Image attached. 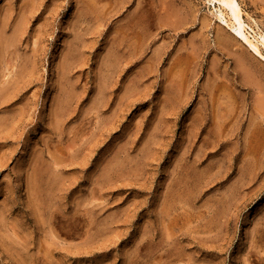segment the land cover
Returning <instances> with one entry per match:
<instances>
[{
    "label": "rangeland",
    "instance_id": "1",
    "mask_svg": "<svg viewBox=\"0 0 264 264\" xmlns=\"http://www.w3.org/2000/svg\"><path fill=\"white\" fill-rule=\"evenodd\" d=\"M236 1L262 55L218 0H0V264H264V0Z\"/></svg>",
    "mask_w": 264,
    "mask_h": 264
},
{
    "label": "bare ground",
    "instance_id": "2",
    "mask_svg": "<svg viewBox=\"0 0 264 264\" xmlns=\"http://www.w3.org/2000/svg\"><path fill=\"white\" fill-rule=\"evenodd\" d=\"M220 3H221V5L222 6H224L225 8H229L230 10H232L234 13H235V16H236V19H237V27H235V22H234V25H232V28H233V30H236V32L240 35V36H242L244 39H246L247 41H248V43H249V45L251 46V48H252V50L256 53V54H258V55H262L261 54V52H260V50H259V47L255 44V43H253V42H251V40L246 36V34L244 33V31H243V22H242V19H241V17H240V15H239V7H238V3H237V1L236 0H218ZM96 2V1H95ZM101 2V1H100ZM259 90V89H258ZM261 95V94H260ZM211 97V96H210ZM258 97V96H257ZM262 99V98H261ZM264 100V99H263ZM260 101V100H259ZM255 103V102H254ZM264 103V102H263ZM214 104V103H213ZM254 105V104H253ZM260 105H264V104H261V102H260ZM230 106V105H229ZM259 106V105H258ZM216 108V107H215ZM263 108H264V106H263ZM229 109V108H228ZM254 109V108H253ZM263 110V109H262ZM256 111V110H255ZM258 112V111H257ZM258 114H260V113H258ZM260 117H262L261 116V114L259 115ZM264 118V117H263ZM236 119H237V117H236ZM261 119V118H260ZM218 120V119H217ZM251 124V123H250ZM227 125V124H226ZM226 127V126H225ZM254 129V128H253ZM255 130V129H254ZM250 132V131H249ZM252 132V131H251ZM250 132V133H251ZM248 134V133H247ZM259 149V148H258ZM255 151V150H254ZM258 152V151H257Z\"/></svg>",
    "mask_w": 264,
    "mask_h": 264
}]
</instances>
